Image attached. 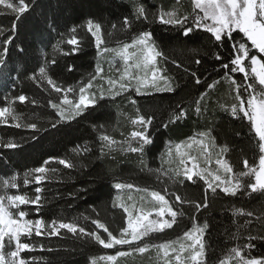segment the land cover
<instances>
[{"label": "trees", "instance_id": "16d2710c", "mask_svg": "<svg viewBox=\"0 0 264 264\" xmlns=\"http://www.w3.org/2000/svg\"><path fill=\"white\" fill-rule=\"evenodd\" d=\"M137 5H143L147 20L136 18ZM173 8H179L182 15H188L186 25H192L195 13L191 0H180L179 5L177 0H34L29 11L16 21L14 32L12 24L15 16L7 11L0 14V59L3 60V66H0V107L12 105L21 115L22 124L34 122L39 129L18 128L12 120L7 124L0 123V180L11 179L15 175L19 188H9L10 194L42 197L39 212L34 205L21 206L28 213L26 219L75 221L88 231L99 232L102 237L107 234L98 229L92 220L105 223L113 234L126 227V213L116 204L119 190L114 188L115 183L124 182L135 188L159 191L174 209H182L183 215L177 216L172 228L150 233L140 242L141 245L145 241L153 244L173 241L194 225L207 223L203 237L205 264H220L232 247H242L248 242L254 247L245 250V255L264 257V240H247L249 233L264 235V220H257L255 216L234 215L237 209L259 215L264 210V195L249 194L250 190L246 187L236 196L226 195L219 188L213 194L204 180L198 177H194V182L178 177V182L174 184L162 174L170 168L166 161L169 148L202 132L210 131L216 145L227 146L224 157L232 166L233 173L248 170L244 168V160L249 166L258 164L260 155L258 138L251 131L250 122L243 118L242 113L233 117L227 110V106L236 102L233 99L235 92L230 81L222 79L228 70L221 68L220 64L232 58L231 42L225 41L218 47L219 42L203 30L184 37L179 25L163 24L155 18L159 10ZM125 17L132 21L130 28L122 26ZM90 19L101 25L105 46L110 48H117L122 42L130 43L141 32H151L157 48L168 58H160L158 63L166 69L163 74L171 78L175 90L138 95L133 87L115 99L107 96L103 100L98 99L96 107L89 108L84 115L52 128L51 123L58 117L49 101L56 102L62 94L51 91L46 82L34 81L31 77H38L39 67L48 64V74L59 85L78 88L82 81L86 83L95 73L97 64L110 63L111 52L98 55L94 38L87 31ZM73 27L77 29L74 35L81 41L80 50L76 54L64 55L72 45L61 43V51H56L55 46L73 35L70 32ZM233 36L239 39L238 33L234 32ZM8 40L11 42L6 43ZM5 48L7 53L3 54ZM216 53L221 55L222 60L215 59ZM253 53L262 56L255 49L250 55ZM52 59H55V65L49 63ZM196 59L200 60V64L195 63ZM68 65H72L74 70L69 72ZM245 65H248L247 60ZM193 72L201 79L200 84L195 83ZM228 74L242 85L240 91L246 99L243 85L253 83L252 78L244 82L242 73ZM213 80L220 82L209 90L207 85ZM256 87L259 89L260 86L257 84ZM205 91L208 94L201 101L202 111L197 115L195 102ZM20 95L28 97V101L21 103L17 99ZM130 99L137 103L133 105ZM137 109L145 118H153L148 129L152 144L145 146L143 164L140 153L105 150V154L101 155L99 134L106 132L118 141L125 140L133 128L129 117H135ZM181 109L186 110V116L170 122V117ZM164 124L168 125L167 128ZM101 125L102 128L99 127ZM8 142L16 143L18 147L8 148ZM49 157L66 159L76 166L65 168L51 161L46 166L57 168L58 172L49 173L50 180L37 185L31 182L30 175V182L25 185L24 173L44 165ZM251 180V177L241 178L244 185ZM36 187L43 188V191L36 193ZM206 190L208 207L196 211L194 204L203 202ZM174 194L191 203L175 202ZM168 219L171 217L168 216ZM247 220H252V223L246 224ZM21 240L34 245L32 251L21 253L27 264H91L93 258L115 255L120 248L117 245L104 249L90 238L74 237L66 230H61L59 236H36L33 233L31 237L22 236ZM129 247H124V250ZM145 259L146 256L121 257L115 264H138L137 260ZM97 264L112 263L98 261Z\"/></svg>", "mask_w": 264, "mask_h": 264}, {"label": "snow or ice", "instance_id": "6c2138e0", "mask_svg": "<svg viewBox=\"0 0 264 264\" xmlns=\"http://www.w3.org/2000/svg\"><path fill=\"white\" fill-rule=\"evenodd\" d=\"M34 0H0V14L6 11L15 16L12 24V31H15L16 21L32 7ZM193 12L195 15L192 18V25L187 26L188 15H182L179 8L171 10H159L156 19L163 24L179 25L182 28V35L188 37L190 33L196 30H203L211 34L218 43V47L222 46L225 41L231 42V59L227 63H221L220 67L226 69L222 79H228L233 86L235 96L234 103L227 106L233 117H239L242 113L243 118H246L251 125V131L255 133L258 138L259 159L258 164L249 166L248 161L244 160V168L247 171L233 173L232 166L223 159V153L228 149L226 145L218 146L215 144V137L211 136L209 132L199 133L204 139H191L187 145L177 144L174 150L169 148L167 152L168 162L172 163L173 151L179 159L176 161V168H169L162 174L168 177L172 183H177L178 177H183L188 181L194 182V177L204 180L207 188L211 189L212 193H216L219 188L222 192L229 196H236L242 188H247L250 193H259L264 195V55L257 56L251 54L252 49L257 50L260 54H264V0H191ZM180 0H177V5ZM198 10V11H197ZM136 18L148 19L143 5L136 6ZM132 21L125 17L122 21V26L130 28ZM115 28V25H113ZM77 29L73 27L66 40L58 42L55 46L56 51H61V43L72 45L68 52L64 55L76 54L80 50L81 41L74 35ZM87 31L91 33L94 38L95 47L98 55L103 53H114L120 58L123 64V71L119 77L113 79L106 78L105 82L107 88L99 92H89L93 88V81L98 77H102L104 69L97 64L95 73L85 82H81L79 87L69 86L63 87L59 85L49 74L48 64L39 67V76L33 75L31 79L46 82L50 86L51 91L61 93L62 95L56 102L49 101L51 107L56 110L55 115L58 117L51 123L52 128H57V125L63 122L75 120L78 116L84 115L89 108H95L97 99L103 100L105 93L111 99L121 95L123 92L131 90L133 87L136 94H145L143 89H155L157 91H174L171 83V78L165 76L166 71L158 63V59L163 58L167 60L163 51L159 50L153 40L152 33L144 31L135 36L131 42H122L117 48H110L105 46L103 38L102 27L99 23L93 20H88ZM239 34V39L233 36V33ZM8 40L6 43H10ZM250 42V43H249ZM103 46V47H102ZM23 51V49H21ZM7 53V49L3 50V54ZM217 61L222 60L219 53L215 54ZM248 65H245V61ZM50 64L55 65V59H52ZM175 63V61H173ZM196 64H200V60H195ZM0 66H3V60L0 59ZM231 66V67H230ZM177 67H180L177 64ZM69 72L74 70L72 65L67 66ZM231 73H242L243 81L247 82L252 78L253 83H245L244 91L247 93V98L241 94L242 85L237 83L235 79L229 76ZM195 77V83L200 84L201 79L192 73ZM220 81L213 80L207 85V88L213 89ZM257 84L260 86L257 89ZM48 90V89H45ZM71 94V95H70ZM207 91L201 93L200 97L195 102V112L199 115L202 111L201 101L207 95ZM17 99L21 103L28 101V97L20 95ZM35 103V101H32ZM130 103L135 105L137 102L130 99ZM246 105V106H245ZM135 117H129V122L133 126L128 133L125 140H116L106 132L99 134L100 154L104 155L107 152L124 151L131 153H140V162L143 164V153L145 146L152 144V137L148 134L149 126L152 124V117L145 118L144 115L139 114V109L136 110ZM186 116V110L181 109L178 114L174 113L170 117V122ZM21 115L16 113L12 105L0 107V123L7 124L9 120L15 121V127H27L33 130H39L36 123H21ZM167 128V124L163 125ZM95 127V126H94ZM99 127H103L102 125ZM207 141V142H206ZM135 143V146L133 144ZM193 144L199 145V156H192L182 148H192ZM125 145H127L125 147ZM8 148H16L18 145L13 142L6 144ZM212 148H219V153L216 155L215 164L218 166L215 170H210L209 167H201L200 158L202 157L204 165H211L213 153ZM78 152V149H74ZM51 161H56L65 168H73L76 165L66 159L57 157H49L44 161V165L32 169L30 172L24 173L23 183L26 185L30 181L28 177L32 176V181L40 185L51 179L49 173L55 174L58 172L57 168H49L46 165ZM191 165V166H189ZM159 171V170H157ZM172 173V175H169ZM251 177L252 180L247 185L242 184L241 178ZM159 178V177H158ZM18 177L12 176L11 179L0 180V264H27L25 258L21 256L22 252L32 251L34 245L27 241H22L21 237H31L33 233L36 236H59L61 230H66L74 237L90 238L95 243L101 245L104 249H112L117 245L121 246L115 255H106L93 258L91 264H97L98 261L112 262L115 264L118 258L129 257L134 253L143 255L156 249L155 260L157 264H205V242L204 233L208 228V224L194 225L190 230L186 231L182 237L168 241L161 244H153L145 241L142 245L139 243L153 232H162L165 228H172L176 223L178 215H183L182 209H174L172 203L161 195L159 191H149L148 189H137V191H144L148 194L150 199L147 200L146 206L141 197L142 203L137 207L136 204L126 206L120 203L119 206L127 213V226L121 227L118 234H113L112 231L98 219L92 220V223L98 229H102L107 234L102 237L99 232L88 231L83 226H80L75 221H57L52 220L46 222L43 218L40 219H26L28 213L23 210V205L36 206L37 212L41 206L40 195L29 197L27 194H10L9 188L18 189ZM182 183V181H179ZM134 185L124 182H117L114 188L117 190L132 189ZM43 188L36 187L35 192L40 193ZM175 195V194H174ZM132 199L131 196L128 197ZM117 201L121 200L118 195ZM175 202L180 204L191 203V201L182 200L180 195H175ZM113 206H116L115 204ZM196 211L201 208L208 207L207 190L202 203H195ZM13 209H20L13 211ZM136 212V215L133 213ZM155 214V219H149ZM234 215H246L254 217L257 220H264V210L259 215L252 211H245L244 209H237ZM165 216H170L171 219H165ZM246 224L252 223V220H247ZM255 239L264 240V235L248 234L247 240ZM124 246H130L128 250H124ZM254 245L250 242L245 243L242 247H232L225 258L221 260L220 264H264V257L257 258L250 255H245V250H250ZM8 249L7 251L5 249Z\"/></svg>", "mask_w": 264, "mask_h": 264}, {"label": "rangeland", "instance_id": "374dc122", "mask_svg": "<svg viewBox=\"0 0 264 264\" xmlns=\"http://www.w3.org/2000/svg\"><path fill=\"white\" fill-rule=\"evenodd\" d=\"M109 55H110L109 58H110L111 62L107 63L106 65H100L104 69L102 77H98L95 81H93V88L90 89L89 92H97L98 93L99 90H101V86H103V89H106L108 87L106 82H105L106 78L111 77L113 79H116V78L119 77L120 73L123 71V64H122V61L120 60V58L118 56H116L114 53H110ZM158 61H159V59H158ZM142 91L144 93H148V92L157 91V90L148 88V89H143ZM105 96L110 97L107 93H105ZM191 139L200 140V139H204V138L201 137L199 134H197L196 136L190 138L189 140L181 142V143H178V144L187 145V143H189L191 141ZM171 148L174 150L175 145H173ZM182 151H186L192 156H199L200 155V153H199V145H196V144H193L192 148H190V149L186 148V147L182 148ZM210 151L213 153L211 165H207V166L204 165L202 157H201L200 158L201 167H209L210 170H215L218 167L215 164V159H216V155L219 153V148H212V149H210ZM168 159H169L168 156H166V161H167L169 167L173 168V169L176 168V166H177L176 165V161L179 159V157L176 156L174 151H173L172 163H169ZM223 159L226 160V157H224V153H223ZM189 166H191V165H189ZM137 189L138 188L133 187L132 189L119 190L118 195L121 197V200L120 201L116 200L117 206L120 207L119 204L120 203H124L126 206H129V207L131 205H133V204H136L137 207H139V205L142 203L141 197L145 198L143 203L146 206H148L147 205V200L150 199V197H148V194L146 192L137 191ZM129 196L132 197L131 200L128 199ZM13 211L15 212V211H19V210L18 209H13ZM136 214H137L136 212L133 213V215H136ZM155 218H156L155 214H153V216L150 217L149 219H155ZM164 218L168 219V216H165ZM126 226H127V213H126ZM140 242H142V241H140ZM124 247H127V246H124ZM155 255H156V249H152L150 252L145 253L143 255H140L138 253H134L132 256H129V258H131V257L132 258H135V257L139 258V257L146 256L147 259H145L143 261L137 260V263L138 264H157V262L155 260ZM110 263H112V262H110Z\"/></svg>", "mask_w": 264, "mask_h": 264}]
</instances>
